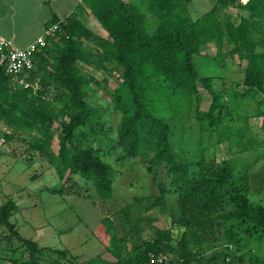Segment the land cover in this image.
Here are the masks:
<instances>
[{
  "label": "trees",
  "instance_id": "1",
  "mask_svg": "<svg viewBox=\"0 0 264 264\" xmlns=\"http://www.w3.org/2000/svg\"><path fill=\"white\" fill-rule=\"evenodd\" d=\"M192 1L83 0L82 10L65 20L54 18L59 29L36 51L34 67L23 75H37L45 94L53 87L55 98L63 102L62 114L40 91L31 99L29 87L0 69V118L26 123L30 133L39 131L34 150L49 151L54 120L60 122L61 181L54 192L86 191L94 202H106L121 173L117 165L137 158L147 177L153 175L156 187L147 182L148 188L159 193L136 199L145 201L147 211L159 207L170 219L164 227L155 226L149 216L128 219L130 231L120 237L115 220L103 218L98 235L111 256L103 252L76 261L68 249H52L24 237L11 221L18 208L11 199L0 204V222L21 241L26 254L16 257L14 250L8 262L0 264H45L49 250L52 264H142L150 253L168 254L166 264H246L245 253H240L243 244L254 237L264 240V205L250 198L234 168L218 161L215 148L207 151L214 133L215 143L244 145L251 113L244 116L243 108L249 104L256 103L264 119V0H220V12L210 9L196 17ZM236 6L248 15L236 20L226 14ZM86 10L108 36L89 27L81 14ZM208 45L216 47L218 64H244L243 89L202 74L198 60ZM108 63L120 71L121 79L112 98L121 112L116 135L106 114L90 101L91 83L101 81L86 70H105ZM201 87L212 97L206 110L199 109ZM183 113L201 125L199 155L190 159L178 156L172 137L173 120ZM12 136L6 134L7 139ZM140 222L154 225L153 236L142 244L130 243L136 239L134 232L142 237ZM251 261L258 264L256 257Z\"/></svg>",
  "mask_w": 264,
  "mask_h": 264
},
{
  "label": "rangeland",
  "instance_id": "2",
  "mask_svg": "<svg viewBox=\"0 0 264 264\" xmlns=\"http://www.w3.org/2000/svg\"><path fill=\"white\" fill-rule=\"evenodd\" d=\"M129 1V0H128ZM220 0H193L191 9L193 15L199 16L210 9L220 12ZM243 4L249 0H240ZM232 13L233 19L239 20L242 16H247L248 11L241 6L230 7L226 14ZM221 19L223 18L222 13ZM219 16V15H218ZM90 28L100 35L108 36L102 29L93 15L86 17ZM92 44V42H90ZM96 45V44H93ZM217 49L214 45H208L204 49V56L198 60V67L203 75L213 76L215 79L235 89H243L242 79L244 64L239 65L238 61L231 62L228 66L218 64L215 60ZM246 64V63H245ZM112 64H107L105 70H98L93 67H86V70L95 75L101 81L91 83L90 101L100 112L106 114L109 124L113 128V134H117V126L120 121L121 112L115 109L112 100L114 89L120 83V71L113 69ZM18 85L29 87L31 99L35 93L41 92L44 98L50 102L58 114H62L63 102L55 98L53 87L48 94L43 92L39 77L20 75L14 77ZM199 109H208L212 102V97L208 94L206 87H201ZM224 93V92H223ZM225 101L228 96L225 94ZM249 110V111H248ZM261 109L256 103H251L243 108V115H251L247 121V136L244 138L243 146H232L230 142H216V134L209 140L207 151L215 150L218 161L227 162L234 168L235 176L240 178V182L247 186V193L255 202L264 205V126ZM68 116H65L67 118ZM33 121V118H31ZM54 120L53 139L48 152L34 150L32 143L40 136L39 131L28 132L25 124H10L5 117L0 118V204L8 200H14L18 208L11 215V221L15 223L19 232L26 238L38 241L43 246H50L52 249H68L72 260L83 261L98 254L106 253L110 257V252L103 240L99 238L101 220L113 218L117 227L118 236L127 235L130 231L129 221L137 220L139 217L149 216L155 218V226L164 227L170 225V219L159 207H153L147 211L148 205L144 200H137L136 197L149 196L159 191L149 189L147 182L153 185L151 174L147 177L145 168L140 166L138 159L133 158L126 163L118 164L117 169H121L115 185L114 195L106 199V202L87 197L85 192L80 193H59L52 188L59 186L61 178L57 171L58 151L60 142V122ZM244 122V121H243ZM201 125L198 119L187 113H183L173 120V142L182 159L194 158L198 153L199 138L202 135ZM6 134H12V139H7ZM206 141V140H205ZM245 148V149H244ZM84 187L86 183L79 181ZM153 186L156 187L154 184ZM90 192V189H88ZM153 224L139 223V231L142 237L137 236L133 242L142 244L144 239L153 236L151 230ZM132 233V232H131ZM98 235V236H97ZM143 239V240H142ZM243 245L240 253H245L246 264H251V259H257L256 263L264 264V240L260 238H250ZM15 256L21 257L26 254L21 246V241L11 237V231L0 222V260L8 262L12 252ZM212 254L213 252H209ZM52 251L46 255L45 264H52ZM57 259L58 255L53 253ZM159 254V253H158ZM165 254V253H164ZM160 255H162L160 253ZM53 257V258H54ZM113 258V257H112ZM57 261H62L60 258Z\"/></svg>",
  "mask_w": 264,
  "mask_h": 264
},
{
  "label": "crops",
  "instance_id": "3",
  "mask_svg": "<svg viewBox=\"0 0 264 264\" xmlns=\"http://www.w3.org/2000/svg\"><path fill=\"white\" fill-rule=\"evenodd\" d=\"M83 0H0V35L20 47H26L45 29L54 18L65 20L82 10ZM84 18H90L86 10Z\"/></svg>",
  "mask_w": 264,
  "mask_h": 264
},
{
  "label": "built area",
  "instance_id": "4",
  "mask_svg": "<svg viewBox=\"0 0 264 264\" xmlns=\"http://www.w3.org/2000/svg\"><path fill=\"white\" fill-rule=\"evenodd\" d=\"M59 29V23L48 26L44 33L37 37L26 47L14 44L6 37L0 35V69L14 77L23 75L34 67L35 53L47 46L48 40ZM170 260L168 254L150 253L149 260L142 264H166Z\"/></svg>",
  "mask_w": 264,
  "mask_h": 264
}]
</instances>
